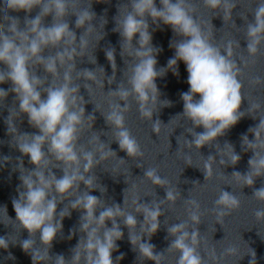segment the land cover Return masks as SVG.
Returning <instances> with one entry per match:
<instances>
[{"label":"clouds","instance_id":"1","mask_svg":"<svg viewBox=\"0 0 264 264\" xmlns=\"http://www.w3.org/2000/svg\"><path fill=\"white\" fill-rule=\"evenodd\" d=\"M205 7L223 11V19L231 18L236 4L232 0H203ZM128 0L118 8V15L122 18L116 21V31L122 37V57H130V74L127 75V86L120 83L116 90H110L108 104L110 111L104 115L106 122L115 130L114 139L119 148L131 158L142 157L140 145L125 126V113L130 110L129 100L134 98L139 105L141 118L153 121L154 111L148 105H156L161 93L156 80L168 71L178 75V63L183 62L188 73L187 83L189 90L181 93L183 112L177 114L190 121L191 127L187 132L192 136L191 141H186L189 147L200 149L211 145L218 137L223 136L227 130L236 125L246 115L240 108L243 102L242 84L238 77L241 69L238 67L234 56L233 41L226 46L216 45L212 42L213 33L205 32L200 23L194 18L196 8L191 0ZM6 7L11 11L23 10L30 13L39 7L40 11L34 18L25 17L23 26L17 17L6 15L3 19L7 23H0V84L10 82L11 88L6 91L0 88V101L6 99L9 91L15 94L18 102V111L13 110L5 119L8 133H16L21 139L17 140L16 147L19 152L29 158L34 168H24L23 160H19L17 170L20 173L21 184L18 188V198L12 201L16 214V221L27 230L29 238L21 241V247L30 253L33 264H44L52 259L49 252L41 254L35 249L36 233L42 245L48 250L58 234L62 233V221L70 216L72 210H82L79 231L83 233L76 246L72 249L71 259H66L62 254L55 256L54 264H118L124 258L121 253L113 260V252L118 250L117 241L123 238L119 218L129 229V240L139 256L144 260H151L160 264L163 253L155 251V245L143 241L142 236L134 234L137 227L136 214L142 213L143 223L140 224L149 240L160 228L161 209L159 204L138 203L139 197L133 199L135 215L126 211L119 204H107L100 198L91 195L97 177L88 175L93 168L102 161L108 160L115 153L109 146L100 141L99 136H94L89 143L95 146L92 151L83 145L77 148L79 136L86 122L95 120L93 114L85 116L84 98L79 95L80 85L73 83V72L76 71V58L83 56L89 46L88 37L92 33V21L95 13L90 8L76 10L74 0H7ZM75 15V27L84 28V33L79 37L70 28L65 19L69 16V9ZM51 15L52 23L44 26L43 20ZM149 18L159 27L160 23L170 26L174 34L182 39L170 42L174 49V56L169 58L167 66L157 70L158 47L152 45V33L149 31ZM247 20V17H244ZM107 22V21H106ZM136 39V45L133 40ZM103 39V38H102ZM247 52L255 57L259 47L264 43V0H259L253 19L246 25ZM77 42L79 51H77ZM239 47V42H235ZM48 49H57L54 54L45 55ZM115 48L105 50L107 60L113 69V76L108 77V83L115 81L117 69L115 61ZM134 61V63H133ZM96 62V61H95ZM247 66V62H245ZM42 68L47 74L43 78L37 75V69ZM64 69L63 80L60 83V69ZM104 70L102 67H100ZM53 78L48 84V76ZM77 79L86 81L104 88V80H98L95 71L83 69L77 72ZM255 83L259 84L257 78ZM92 85L86 84L89 91ZM120 101H123L121 106ZM163 107H171L172 102L164 99ZM260 108L254 104L248 114H255ZM98 109V108H97ZM21 114L27 115L28 123L38 129V133L19 134L14 120ZM160 120L153 123V131L158 135ZM91 124H87L90 129ZM203 128L197 132L196 128ZM254 135L250 141L247 135L242 137L245 150H251L253 156L249 159L250 172L241 176L234 172V177L243 179L245 184H253V175L264 174V118H260L256 127L250 128ZM231 152L227 154L231 163L239 162L240 156L235 153L231 144ZM46 149V150H45ZM99 153V160L96 154ZM213 156H209L204 164L206 177L212 174ZM10 162L8 157L3 158V163ZM83 162V163H82ZM223 163V161H221ZM62 165L63 167H60ZM60 168L63 175L57 177L52 171ZM82 168V170H81ZM154 185L165 186L167 181L162 179L155 168H149L144 173ZM83 183L87 190L81 192ZM106 192V188L104 187ZM179 193L171 189L166 190V200L175 202ZM254 195L264 199V187L257 189ZM70 196L75 199L69 201L67 211H61L58 216L57 206ZM192 203H195L193 201ZM217 205L226 209L239 207V200L230 192L222 191ZM6 210V208H5ZM7 211V210H6ZM97 212L99 214L97 215ZM223 215V209L220 210ZM258 218L264 217V210L256 212ZM57 216L59 218H57ZM191 219L199 222V217L192 214ZM111 221V227L107 226ZM184 222L174 224L168 228L170 235L175 239L167 250L177 249L180 252L177 264H201L195 245L198 233H191V244L188 243L189 233L185 231ZM75 234L73 230L69 239ZM9 246L5 238L0 237V248ZM11 256V254H10Z\"/></svg>","mask_w":264,"mask_h":264},{"label":"water","instance_id":"2","mask_svg":"<svg viewBox=\"0 0 264 264\" xmlns=\"http://www.w3.org/2000/svg\"><path fill=\"white\" fill-rule=\"evenodd\" d=\"M7 0H0V23H7L3 18L6 15L17 17L21 26L25 17L34 18L40 11L39 7L34 8L30 13L23 10L11 11L6 7ZM77 5L76 10L90 8L95 13L92 21V33L88 37L89 46L83 56L76 58V71L88 69L95 71L98 80H104V88L101 89L91 81L83 78L77 79V72H73V83L80 85L79 95L85 100V116L93 114V123L88 121L84 125L77 144L86 150L92 151L95 142L89 141L94 136H99L105 146H109L115 153L108 160L100 162L88 175L97 177L95 187L90 191L91 195L100 198L105 203H113L124 206L126 200V211L134 215L133 199L139 197L138 203L159 204L161 209L160 228L149 240L147 234L142 231L140 224L143 223L142 213L136 214L137 227L134 234L142 236L143 241L155 245L157 253H163L160 264H177L180 252L177 249L167 250L174 236L170 235L168 228L174 224L184 222L185 231L189 235L188 243L191 244V233L197 232V243L195 247L197 254L201 258V264H264V217L258 218L256 212L264 210V199L254 195V192L264 187V174L253 175V184H245L243 179L234 177V172L244 174L249 173V159L253 156L251 150H245L242 142L244 135L250 141L254 140V135L249 132L250 128L258 125L260 118H264V43L259 47L258 54L252 57L247 52L246 25L253 19L254 10L259 0H232L236 7L232 11L231 18L223 19V11H214L205 7L203 0H191L196 8L194 18L201 24L207 33H213L212 42L216 45L226 46L229 41H233L234 56L241 75L238 77L242 84L243 102L240 108L246 115L239 122L231 127L226 133L218 137L211 145H205L200 149L194 146L189 147L186 141H191L192 136L187 132L191 127L190 121L177 115L183 112V101L181 93L189 90L187 83L188 73L185 64L178 63V75L168 71L164 76L156 80L157 87L161 93L160 99L170 100L171 107H163L165 101L158 100L156 105H148L153 109V121L142 119L139 112V105L134 98H130V110L125 113V126L129 129L140 145L143 152L142 157L131 158L125 151L119 148L114 139V129L106 122L104 115L110 109L108 92L116 90L120 83L127 86V75L130 74V57H122L121 45L122 37L113 29L116 21L122 18L118 15V8L128 0H74ZM159 7V0H156ZM69 9V16L65 19L70 28L75 31L77 41L84 33V28L75 27V15ZM247 17V20L244 19ZM53 17L47 16L43 20L44 26L51 25ZM107 21V22H106ZM149 31L152 33V45L158 47L160 52L157 55V70L167 66L169 58L174 56V49L170 47V42L182 39L174 34L170 26L160 23L159 27L153 24L149 18ZM103 38V39H102ZM136 39L133 44L136 45ZM235 42H239V47ZM138 46V45H136ZM115 48V61L117 65L115 81L108 83L107 78L113 76V69L107 60L105 50ZM57 49H48L45 55L54 54ZM77 51L79 46L77 42ZM96 61V62H95ZM247 62V66H245ZM134 63V61H133ZM102 67L104 70H102ZM37 75L42 78L47 75L42 68H38ZM64 69H60V79L63 80ZM259 78L260 83L254 81ZM53 78L48 76V84ZM86 84H91V90L85 88ZM0 88L8 91L11 83L0 84ZM123 106V101H120ZM259 104V110L248 114L252 105ZM98 108V109H97ZM17 110L18 102L15 94L9 91L5 100L0 101V237L8 241V248H0V264H33L30 253H26L21 247V241L29 238L27 230L23 229L16 221V214L12 201L18 198V188L21 184L20 173L17 170L19 160H23L24 168L31 170L34 168L29 162V158L23 156L16 147L17 140L21 139L16 133L9 134L8 126L5 123L9 112ZM160 120V130L158 135L153 131V123ZM19 134L38 133V129L33 128L28 123L27 115L21 114L14 120ZM89 129L87 124H91ZM197 132L204 129L196 128ZM261 139H264L262 134ZM231 144L236 154L241 158L233 165L227 156L231 149L226 144ZM46 150V149H45ZM213 156L212 174L206 177L204 164L209 156ZM260 156H264V150H260ZM8 157L10 162L3 163V158ZM99 160V153L96 154ZM223 161V163H221ZM83 163V162H82ZM60 167H63L60 165ZM149 168H155L157 174L167 181L165 186L154 185L151 180L145 177L144 173ZM82 170V168H81ZM52 171L57 177L63 175L60 168H53ZM106 188V192L104 190ZM171 189L179 193L175 202L166 200V190ZM87 190L81 183L80 191ZM222 191L232 193L239 200V207L236 209H226L216 204V200ZM75 199L70 196L57 206L58 216L61 211H67L69 201ZM195 201V203H192ZM6 208V210H5ZM223 209L224 214H220ZM71 215L66 216L63 221V230L52 242L50 249H46L41 244L39 233L35 237V249L41 254L49 252L52 259L44 261V264H54L55 256L62 254L66 259H71L72 249L83 235L79 231L80 217L82 210L70 209ZM99 212H97V215ZM192 214L199 217V222L191 219ZM57 216V218H59ZM111 227V221L106 222ZM123 238L118 240V250L114 251L113 260L121 253L124 258L118 264H154L151 260H144L139 256L138 249H135L129 240V229L118 218ZM75 230V234L69 236ZM11 254V256H10Z\"/></svg>","mask_w":264,"mask_h":264}]
</instances>
